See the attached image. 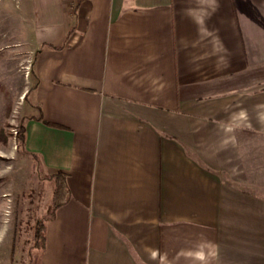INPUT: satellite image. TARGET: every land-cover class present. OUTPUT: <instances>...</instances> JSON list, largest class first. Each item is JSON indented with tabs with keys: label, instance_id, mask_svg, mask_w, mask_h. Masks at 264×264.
Returning a JSON list of instances; mask_svg holds the SVG:
<instances>
[{
	"label": "crops",
	"instance_id": "crops-1",
	"mask_svg": "<svg viewBox=\"0 0 264 264\" xmlns=\"http://www.w3.org/2000/svg\"><path fill=\"white\" fill-rule=\"evenodd\" d=\"M1 22L35 50L25 155L67 175L40 264H264V0H0Z\"/></svg>",
	"mask_w": 264,
	"mask_h": 264
},
{
	"label": "rangeland",
	"instance_id": "rangeland-1",
	"mask_svg": "<svg viewBox=\"0 0 264 264\" xmlns=\"http://www.w3.org/2000/svg\"><path fill=\"white\" fill-rule=\"evenodd\" d=\"M23 31V25L0 23V128L12 136L11 148L0 150V264H39L34 233L50 206L49 179L17 149L14 138L31 103V96L24 100L23 93L32 84L29 70L35 50Z\"/></svg>",
	"mask_w": 264,
	"mask_h": 264
},
{
	"label": "trees",
	"instance_id": "trees-1",
	"mask_svg": "<svg viewBox=\"0 0 264 264\" xmlns=\"http://www.w3.org/2000/svg\"><path fill=\"white\" fill-rule=\"evenodd\" d=\"M33 65H34V56L32 59V62L30 63V70L29 74L32 79L33 75ZM34 88L33 83L29 86L27 91L23 95V99L26 100L28 98V95L30 91ZM30 118H39L37 116L32 115H24L21 119H19L17 125H16V135L14 136L16 140V147L19 151L26 154V151L24 150V141H25V122L27 119ZM2 129H0V134L2 133ZM11 135V134H10ZM44 178L49 179L52 183V193H51V200H50V206L47 210V212L44 215L43 221H40L38 223L37 229L34 233V245L35 247L40 250L44 247V231L46 227V221L51 219L57 208L65 204L67 200L69 199V190L67 186V175L65 172L61 170H53L47 173L46 175H43ZM16 234V233H15ZM15 244L12 242L10 256L12 257L14 254ZM40 260V259H39ZM40 264V263H39Z\"/></svg>",
	"mask_w": 264,
	"mask_h": 264
},
{
	"label": "built area",
	"instance_id": "built-area-1",
	"mask_svg": "<svg viewBox=\"0 0 264 264\" xmlns=\"http://www.w3.org/2000/svg\"><path fill=\"white\" fill-rule=\"evenodd\" d=\"M14 133L16 134V131H14Z\"/></svg>",
	"mask_w": 264,
	"mask_h": 264
}]
</instances>
